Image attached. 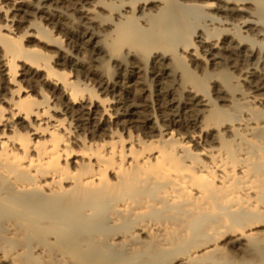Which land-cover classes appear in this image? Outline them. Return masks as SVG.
Masks as SVG:
<instances>
[{
  "label": "bare ground",
  "instance_id": "obj_1",
  "mask_svg": "<svg viewBox=\"0 0 264 264\" xmlns=\"http://www.w3.org/2000/svg\"><path fill=\"white\" fill-rule=\"evenodd\" d=\"M0 264H264V0H0Z\"/></svg>",
  "mask_w": 264,
  "mask_h": 264
}]
</instances>
